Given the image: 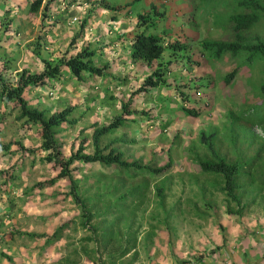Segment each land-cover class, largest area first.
Returning a JSON list of instances; mask_svg holds the SVG:
<instances>
[{
  "label": "rangeland",
  "instance_id": "obj_1",
  "mask_svg": "<svg viewBox=\"0 0 264 264\" xmlns=\"http://www.w3.org/2000/svg\"><path fill=\"white\" fill-rule=\"evenodd\" d=\"M106 1L111 9L101 8L96 0H56L48 7L46 16L41 17L40 12L36 15L26 13L28 1L14 0L11 4L13 13L9 15L11 28L7 33L0 29V61H5L14 71L22 67L39 70L40 58L54 60L63 53L73 36L76 38L74 48L68 54L88 48L94 50L93 64H107L103 76L84 73L81 80H76L68 71H63L42 89L33 87L24 92L29 105L47 112L67 105L74 107L71 116L77 121L73 125L62 124L56 134L64 156L69 154L70 148H76L81 137L87 138L86 151L90 152L89 125L93 122L105 124L118 115L120 102L127 99L130 91L150 71L143 62L132 61L122 37L128 36L127 32L134 28L136 13L149 9L154 3L147 0H134L128 4L125 2L129 0ZM162 1L160 5H154L161 15L157 25L142 27L145 33L185 34L189 50L196 53L199 52L198 41L230 38L226 17L238 0ZM261 2L264 4V0ZM65 9L69 12H64ZM123 9L129 13H121ZM252 33L264 40V16ZM165 51L163 59L167 58ZM204 56L201 54L197 58L198 65L189 70L187 66L174 69L170 65V71L165 74L168 86H158L132 97L131 108L143 110L145 115L125 117L121 127L102 138L104 143L113 138L120 139L114 145L123 151L127 160L154 167L169 162L164 173L157 177L133 174L128 178L124 174L114 175L111 168L95 163L82 164L72 173L78 179L80 192L86 196L111 190L110 186L117 184L116 191L105 195L108 204L136 183L143 180L147 183L145 191L135 201L127 196L124 206L118 207L117 212L90 221L89 225L101 220L103 226L114 232L106 252L100 250L95 235L93 240H85L91 231L79 224L78 210L67 195L66 180L59 179L50 187L32 188L35 182L53 176L54 171L40 159L44 152L38 151L40 139L36 128L22 130L18 127L12 119L16 110L4 114L0 122V143L17 140L37 149L30 155L15 152L13 145L6 151L0 149V170H3L0 173V212L5 213L0 222V236L4 235L6 240L0 242V252L9 255L15 264H146L154 245L162 249L167 245L173 250L176 248L171 245L174 242L177 248L181 244L188 248L190 255L186 252L185 257L198 256L196 252L200 246L210 242L200 220L205 219V214H217L225 205L237 209L234 202L225 199L217 190L219 177L200 172L196 159L202 157L204 150L197 142L198 131L217 130L219 139L216 142L227 146L228 154L232 155L224 140L230 126L232 133L240 130L238 137L245 136V139H248V133L262 136L264 130L257 123L247 124V127L231 120L232 114L259 101L255 96V83L264 78V67L249 72L245 65H237L241 59L228 54L217 60ZM236 66L238 70L233 81L223 86L221 77ZM200 84L207 87L199 88ZM175 90L183 95L184 101ZM188 103L201 108L198 116L183 114L180 105ZM8 109L0 105V112L7 113ZM79 130L83 132L79 133ZM251 140L255 142L256 138ZM244 143L241 145L245 146ZM236 145L240 143L236 142ZM251 151L246 150L245 156ZM100 173V181L94 184L95 176ZM237 182L241 188L235 193L242 206L240 213L234 214L237 221L246 214L251 217L255 213L262 215L264 185L251 177H240ZM155 187L161 190L159 197ZM15 228L46 236L59 229L56 238L44 244V238L32 239L17 234L11 238L10 230ZM122 247H130L129 252L111 259ZM182 262L189 261L184 258ZM0 264L9 263L0 255Z\"/></svg>",
  "mask_w": 264,
  "mask_h": 264
},
{
  "label": "trees",
  "instance_id": "obj_2",
  "mask_svg": "<svg viewBox=\"0 0 264 264\" xmlns=\"http://www.w3.org/2000/svg\"><path fill=\"white\" fill-rule=\"evenodd\" d=\"M26 1H28L26 13L36 15L40 12L41 17H45L49 11L48 7L56 3V0ZM96 2L101 8L105 7L103 9H111L106 0H96ZM14 3V0H0V29L4 33H7L11 28L12 19L9 15L13 13L11 4ZM233 7V11L226 17L230 29V38L228 40L203 39L198 41L196 45L199 52L197 53L191 48L189 50L190 46L185 34L184 36L162 33L148 34L141 30L142 27L147 28L157 25L158 18L161 15L155 6L150 5L149 9L136 13L134 28L127 32L128 36H125L128 55L135 62H143L150 71L130 91L127 99L120 102L121 112L118 115L113 116L105 124L98 125L97 122H93L89 125L91 129L89 137L90 152L86 151L85 143L87 138L81 137L77 142L76 148H70L69 154L64 156L61 144L56 139L58 128L62 124L73 125L77 121L76 118L71 116L74 109L73 106L67 105L59 110L47 112L29 105L28 100L24 97V92L33 87L42 89L49 80L60 76L63 71H68L76 80H81L84 73L89 76H103L107 64L103 66L93 64L92 56L94 55V50L82 48L73 54H68L69 50L74 48L76 38L73 36L70 38L66 49L57 58L54 60L45 57L40 58L41 68L37 71H30L27 67L14 71L5 61H0V105L9 107L7 113L0 112V122L4 114L6 115L11 113L10 111L16 110V114L12 119L18 123V127H21L22 130H29L31 127H35L40 139L38 151L44 152L40 159L54 171L53 176L35 182L32 188L50 187L59 179L66 180L68 183L67 195L78 210L79 224L82 227H89L91 231L90 234L92 236L86 237L85 240L91 241L94 238L93 235H95L96 240L99 241L101 251H107L109 240L115 234L108 227L103 226L101 220L89 225L90 221L98 216L105 217L117 212L119 210L118 207L122 208L124 206L123 202L127 196H130L132 201H135V198L145 191L147 183L144 180L136 183L126 193L117 195L113 203L108 204V201H105V195H111L112 191H116L117 184H112L110 186L111 190L103 191V193L96 192L86 196L84 192H80L77 184L78 179L73 176V171L78 170L82 164L90 165L93 163L98 164L100 167L111 168L114 175L124 174L128 178L133 177V174H148L157 177L166 171L170 166L169 162L154 167L150 164H141L135 160H127L123 157V151L114 145L120 139L113 138L104 143L102 138L121 127L125 117L134 114L145 115V111L131 108L132 97L145 94L158 86H168L165 74L166 71H170V65L174 69L187 66V70H189L191 67L198 65L197 58L201 54L205 55L204 58L211 60H217L228 54L234 59H241V62L238 61L237 65H245L249 72L254 68L261 70L264 67V40L257 34L252 33V31L264 16V4H262L261 0H238ZM165 49L167 58L163 59L162 54ZM237 70L238 67L236 66L224 74L220 80L221 84L223 86L230 84ZM252 84H254V81ZM200 85L199 88L207 87ZM255 85L257 88L255 96L259 101L246 106V108H243L239 113H235V115L232 114L231 120L239 121V124L247 127L251 123H257L264 129V78H259ZM175 94L184 101L183 95L178 90H175ZM180 108L183 114L192 117L198 116L201 111V108L190 103L188 105L181 104ZM229 129L224 140L231 148H229V152L232 155L228 154L227 146L223 147L216 142L219 139L217 130L198 131L197 142L203 147L204 152L202 157L196 159V164L201 173L219 177L220 183L217 185V190L223 193L225 199L234 202L237 206L236 210H232L228 205H225V213L234 215L239 214L242 208L239 197L235 193L236 190L241 188V184L237 182L238 178L251 177L258 181L260 185H264V130L262 136L248 133V139H245V136L238 137L240 130H235L232 133L231 126ZM81 132L83 130H79V133ZM252 138H256V141L253 142ZM243 141H246V143ZM236 142L240 143V145L237 146ZM243 143L245 146L241 145ZM253 143L255 145L252 148ZM11 145L15 147V152L25 155H30L37 149L31 148V146H24L17 140H10L6 144L0 143V149L3 151L9 150ZM249 149H252V151L245 156L244 152ZM0 173H3V170H0ZM101 177V173L97 174L94 184H97ZM155 190L159 197L161 195L160 188L155 187ZM99 204L100 206L97 207ZM4 215V212H0V222ZM58 229L49 236L41 233L23 232L16 228L10 230V234L11 238L13 234L32 239L44 238V244H47L56 238ZM3 237L4 235L0 236L1 243L6 242ZM116 248L118 247L116 246ZM129 249L130 247H122L115 255L111 256V259L123 257L129 252ZM0 255L9 264H15L9 255L4 252H0Z\"/></svg>",
  "mask_w": 264,
  "mask_h": 264
},
{
  "label": "crops",
  "instance_id": "obj_3",
  "mask_svg": "<svg viewBox=\"0 0 264 264\" xmlns=\"http://www.w3.org/2000/svg\"><path fill=\"white\" fill-rule=\"evenodd\" d=\"M147 1L154 3L153 6L163 2L162 0ZM133 2L135 1L129 0L125 4ZM85 6L87 7L86 3ZM123 10L124 12L121 13H129L126 9ZM64 12L68 13L69 10L65 9ZM124 37L122 41L126 42ZM222 210L225 211V207H222L217 214H205V219L200 220L202 230L207 233L210 242L207 241V244L203 243V246H200L199 251L196 252L198 256L185 257L188 248L180 243L177 248V244L172 242L171 245L176 247L173 250H169L167 245H164L163 249L154 245L146 264H264V213L262 215L255 213L252 217L246 214L237 221V216L225 214ZM182 248L184 251L181 250ZM184 258L189 262H182Z\"/></svg>",
  "mask_w": 264,
  "mask_h": 264
}]
</instances>
